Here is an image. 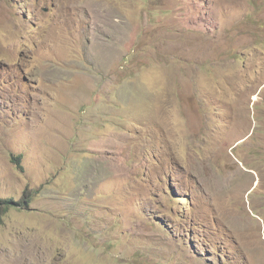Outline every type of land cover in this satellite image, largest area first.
Returning a JSON list of instances; mask_svg holds the SVG:
<instances>
[{
	"label": "rangeland",
	"instance_id": "1",
	"mask_svg": "<svg viewBox=\"0 0 264 264\" xmlns=\"http://www.w3.org/2000/svg\"><path fill=\"white\" fill-rule=\"evenodd\" d=\"M0 264H264V0H0Z\"/></svg>",
	"mask_w": 264,
	"mask_h": 264
},
{
	"label": "trees",
	"instance_id": "2",
	"mask_svg": "<svg viewBox=\"0 0 264 264\" xmlns=\"http://www.w3.org/2000/svg\"><path fill=\"white\" fill-rule=\"evenodd\" d=\"M15 160H16V162H17L18 165L21 164V157H16ZM27 194L28 195L25 198L24 202L21 203V204H18L17 206H23V207H26V208H28L30 206V204L33 202V197L31 196V194H29V193H27ZM4 204L10 205V204H13V202L7 201V202H4Z\"/></svg>",
	"mask_w": 264,
	"mask_h": 264
},
{
	"label": "crops",
	"instance_id": "3",
	"mask_svg": "<svg viewBox=\"0 0 264 264\" xmlns=\"http://www.w3.org/2000/svg\"><path fill=\"white\" fill-rule=\"evenodd\" d=\"M199 61H201V60L199 59ZM198 69L200 70V68H198ZM197 78L200 79V80L203 82V84L205 85V88H206V84H205V81H204V79H205L206 77H203V76H200V75H199V76H197ZM209 114H210V113H208L207 115H209ZM214 120L218 121V122L220 123V125H222V124H221V120H220L218 117H216ZM220 125H219V126H220Z\"/></svg>",
	"mask_w": 264,
	"mask_h": 264
},
{
	"label": "clouds",
	"instance_id": "4",
	"mask_svg": "<svg viewBox=\"0 0 264 264\" xmlns=\"http://www.w3.org/2000/svg\"><path fill=\"white\" fill-rule=\"evenodd\" d=\"M153 21H156V20H154V18L152 19ZM152 20H149L147 23H145V25L147 26L149 23H150V21H152ZM150 31V30H149ZM161 61H164V60H162V59H164V58H161V57H158ZM34 200V199H33Z\"/></svg>",
	"mask_w": 264,
	"mask_h": 264
}]
</instances>
